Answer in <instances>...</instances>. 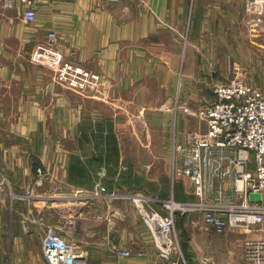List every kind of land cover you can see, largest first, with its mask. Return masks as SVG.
Here are the masks:
<instances>
[{
	"label": "crops",
	"instance_id": "0c3cea01",
	"mask_svg": "<svg viewBox=\"0 0 264 264\" xmlns=\"http://www.w3.org/2000/svg\"><path fill=\"white\" fill-rule=\"evenodd\" d=\"M245 1L37 0L26 23L20 4L0 0V263L31 262L21 242L34 230L43 236V218L89 264H170L130 198L93 190L103 181L110 192L196 199L187 178L174 176L176 146L206 129L194 108L230 75L264 89V48L245 35ZM62 60L98 72L102 89L59 84L52 64ZM118 206L127 218H99ZM72 215L76 225L64 223ZM196 215L184 236L188 264H240L243 240L264 236V222L221 233ZM113 242L132 255L116 256Z\"/></svg>",
	"mask_w": 264,
	"mask_h": 264
},
{
	"label": "built area",
	"instance_id": "2783aa9c",
	"mask_svg": "<svg viewBox=\"0 0 264 264\" xmlns=\"http://www.w3.org/2000/svg\"><path fill=\"white\" fill-rule=\"evenodd\" d=\"M3 1L8 8L20 4L26 23L36 19L37 0ZM253 6L263 12L261 0L247 4V8ZM258 24L255 22L252 26L258 27ZM57 38L54 30L48 32L50 45H54ZM56 63L52 67L54 79L59 84L79 93H95L102 89V77L98 72L70 60ZM213 91L214 100L194 111V115L206 123V129L193 131L190 142L177 145L175 149L176 154L182 155V164L175 168L174 176L187 178L195 200L182 202L174 196L162 199L141 190L110 192L103 181L97 182L93 190L96 195L130 198L142 222L154 235L160 256L172 264H178L181 258L173 261L179 250L175 229L177 213L196 212L207 226L221 233L231 228L255 230L264 222V201L250 199V192L261 193L264 198V89L237 77L218 82ZM44 177V171L39 170L38 179ZM115 217H126L119 206L111 215H99L102 220L111 221ZM38 221L45 226L41 245L48 264H89L85 250L70 242L56 225L43 218ZM66 223L76 225V216H70ZM111 251L123 258L132 255L130 249L116 242L111 244ZM240 264H264V236L243 240Z\"/></svg>",
	"mask_w": 264,
	"mask_h": 264
},
{
	"label": "rangeland",
	"instance_id": "374dc122",
	"mask_svg": "<svg viewBox=\"0 0 264 264\" xmlns=\"http://www.w3.org/2000/svg\"><path fill=\"white\" fill-rule=\"evenodd\" d=\"M250 1H254V0H246L245 1V10H246V13H248V19H247V23L248 24L246 25V28H245L246 29L245 35H246V37L248 39V42L252 46L255 45L256 47L264 48V42L260 41V39L262 38V35H264V9H263V12H259L256 6H253L252 8H247V4ZM261 1L264 3V0H261ZM255 22L259 23L258 27L257 26H252V24L255 23ZM229 60H230V58H228V61ZM234 78H237L236 75L235 76L234 75H230L229 80H232ZM229 80L227 79V80H224L222 82H226V81H229ZM217 83L218 82H215L211 86L214 87ZM88 92H90V91H87L85 93H88ZM194 109L197 111L199 108H194ZM44 174H46L45 171H44ZM82 193L83 192L79 191L76 194H82ZM192 199H193L192 196L187 195L186 197H184L180 201H182V202H190V201H192ZM178 215H181V218L177 221L175 229H176V233H177V248L179 250H178L177 255L176 254L174 255L173 261L174 260L177 261V259L181 256V258L178 261V264H188L187 261L185 260L186 256H185L184 249H185L187 244H185L186 242H185L184 236H185L188 228L190 226H192V224H194L195 222H200V219H199V217L197 218V220L199 219L198 221L195 219L197 217L196 212H192V216H190L189 218H187L183 214H178ZM127 217L128 216H126V218ZM53 219H56V218L53 217ZM61 219H62V216H60V218L58 219V222H60ZM65 222L66 221H64V223ZM150 234H151L152 241H153L156 249L158 250L156 242H155L154 235L152 234L151 231H150ZM26 238L27 239L25 240V242H21V244H23L27 248V256H28V258L31 259V262L29 264H48L45 261V259L43 257V254H42V245H41L42 244V234H41V232L34 230L31 233V235L27 236ZM180 251L182 252L181 255H180ZM158 253H159V251H158ZM163 260L166 261V262H169L170 264H172L168 260H165V259H163ZM8 263L11 264L10 262H8Z\"/></svg>",
	"mask_w": 264,
	"mask_h": 264
},
{
	"label": "water",
	"instance_id": "95a60500",
	"mask_svg": "<svg viewBox=\"0 0 264 264\" xmlns=\"http://www.w3.org/2000/svg\"><path fill=\"white\" fill-rule=\"evenodd\" d=\"M250 199L252 201H262L263 197L261 193L250 192Z\"/></svg>",
	"mask_w": 264,
	"mask_h": 264
},
{
	"label": "trees",
	"instance_id": "16d2710c",
	"mask_svg": "<svg viewBox=\"0 0 264 264\" xmlns=\"http://www.w3.org/2000/svg\"><path fill=\"white\" fill-rule=\"evenodd\" d=\"M178 214H181V213H178ZM178 214H177V215H178ZM183 215H184V214H183ZM180 218H181V215H178V220H179Z\"/></svg>",
	"mask_w": 264,
	"mask_h": 264
}]
</instances>
